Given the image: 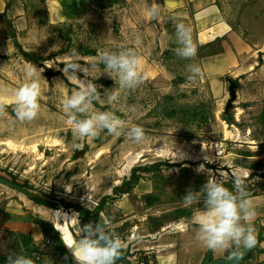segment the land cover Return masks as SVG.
<instances>
[{
    "label": "rangeland",
    "instance_id": "374dc122",
    "mask_svg": "<svg viewBox=\"0 0 264 264\" xmlns=\"http://www.w3.org/2000/svg\"><path fill=\"white\" fill-rule=\"evenodd\" d=\"M217 3L247 50L250 68L243 74L235 69L210 74L205 66L210 45L197 48L190 59L178 57L176 20L133 18L125 11L130 4L126 0H92L91 11L81 19L39 28V33L25 39L0 40L4 108L0 176L29 191L26 196L0 183V209L14 203L30 210L29 205L38 204L55 230L56 212L78 215L82 226L76 207L93 211L103 197L110 196L99 217L102 223L110 221V231L125 249L132 244L135 256L127 264H159L156 254H146L157 235L166 231L178 243L182 220L203 208L202 203L183 204L187 189L199 191L209 176H215L230 191H235V178H240L251 196L263 192L264 0ZM191 35L194 42L192 29ZM216 42L226 49L225 39ZM127 48L143 58L145 79L134 90H121L118 100L110 102L106 90L117 85L99 57L103 51ZM73 50L81 58L79 63L89 67L87 79L102 86L92 111H112L127 121L128 128L142 126L145 140L135 142L124 133L109 135L106 129L95 138L74 133L63 108L65 99L79 89V82L63 72ZM29 64L43 69V94L37 117L22 122L15 115L14 93L30 82ZM190 65L201 69L194 79H190ZM77 76L85 79L83 72ZM86 115L77 113L81 119ZM36 195L42 203L35 201ZM44 195L68 203L59 208ZM58 235L59 240L53 237L52 253L69 251L63 235ZM78 239L79 234H74ZM178 244L167 257L176 256Z\"/></svg>",
    "mask_w": 264,
    "mask_h": 264
},
{
    "label": "clouds",
    "instance_id": "9594fccd",
    "mask_svg": "<svg viewBox=\"0 0 264 264\" xmlns=\"http://www.w3.org/2000/svg\"><path fill=\"white\" fill-rule=\"evenodd\" d=\"M160 8L156 0H152L146 9L147 16L158 18ZM175 36L179 45L174 50L175 54L182 59L195 57L197 46L192 40L191 28L183 23L177 24ZM80 59L79 54L73 50L70 62L63 68L68 78L79 82V89L74 90L63 103L64 111L68 114L67 124L74 133H78L81 138H95L106 129L109 135L119 136L124 133L135 142L145 140L147 133L142 126L134 125L128 128L127 121L112 111H92L93 101L100 97L98 88L102 86L87 79L89 67L82 66L79 63ZM99 59L117 85L111 90H106L110 102L118 100L121 90H134L144 82L143 58L134 49L103 51ZM92 67L96 65L93 64ZM189 70L192 73L190 79L201 74V69L197 65H190ZM77 72H83L85 79H79ZM42 73L43 69L29 64L26 76L30 78V82L23 83L15 90V115L22 122L35 119L40 111L39 98L43 94ZM3 111V103L0 102V115ZM77 113L87 115L81 119ZM202 169L203 166L198 171ZM234 189L233 192L226 188L221 178L209 176L199 191L189 188L182 198L186 207L203 204V208L196 210L190 222L196 225V239L213 252H228L230 260L240 259L243 256L241 249L248 250L257 244V233L252 223L257 216L253 198L240 178H235ZM110 228L111 223L108 219L102 224L92 222L79 227V239L65 245L76 264H117L123 255L124 244ZM7 264L35 262L24 254L11 252L7 257Z\"/></svg>",
    "mask_w": 264,
    "mask_h": 264
},
{
    "label": "crops",
    "instance_id": "0c3cea01",
    "mask_svg": "<svg viewBox=\"0 0 264 264\" xmlns=\"http://www.w3.org/2000/svg\"><path fill=\"white\" fill-rule=\"evenodd\" d=\"M126 1L130 3L125 8L128 15L143 20L151 19L146 9L152 0ZM156 3L161 6L159 17L174 18L176 23L191 27L197 48L210 45L207 48L210 52L209 61L205 64L210 74L222 75L234 69L235 73L243 74L249 70L247 50L224 19L217 0H156ZM92 6V0H0V40L7 41L15 37L25 39L39 33V28L81 19L91 11ZM218 39L228 42L225 50L220 49V44L216 42ZM252 198L257 211L252 221L257 233V244L247 257V263L264 264V191ZM8 206L0 209V264H7L11 252L24 254L32 258L35 264H76L70 251L59 249L52 253L54 238L50 230L53 225L46 215H42V206L32 203L28 207L31 211L14 203ZM194 214L181 222L188 227L184 226L183 231L177 229L179 244L168 237L165 231L157 235V242L146 254H156L159 264H203L209 255L212 260L229 257L228 252H213L196 239V225L190 223ZM175 244L179 246L176 256L167 257L166 254L176 248Z\"/></svg>",
    "mask_w": 264,
    "mask_h": 264
},
{
    "label": "water",
    "instance_id": "95a60500",
    "mask_svg": "<svg viewBox=\"0 0 264 264\" xmlns=\"http://www.w3.org/2000/svg\"><path fill=\"white\" fill-rule=\"evenodd\" d=\"M104 0H94V2H102ZM233 92L232 88H231V93ZM0 183L11 188L12 190L17 191L18 193H21L23 195L28 196L29 195V191H27L26 189L22 188L19 185L13 184L11 183L9 180L3 178L0 176ZM45 198H48L50 200H53L57 203L60 204L59 208H62V205L67 204L68 202L58 198V197H52V196H48V195H44ZM35 199H42L41 196L36 195ZM79 225L76 226V230H79ZM56 232H59L58 230L55 229ZM79 233V232H78ZM253 248L248 249V250H242L243 251V256L238 259H229V257L227 258H222V259H216V260H211L210 258L205 259L203 264H250L247 263V257L250 255V253L252 252ZM135 253L132 251L131 246L129 245L127 247V249H125V247L123 248V255L122 257L117 261V264H127V261L129 258L134 257Z\"/></svg>",
    "mask_w": 264,
    "mask_h": 264
},
{
    "label": "bare ground",
    "instance_id": "6f19581e",
    "mask_svg": "<svg viewBox=\"0 0 264 264\" xmlns=\"http://www.w3.org/2000/svg\"><path fill=\"white\" fill-rule=\"evenodd\" d=\"M56 213L57 216L54 218V226L56 230L63 235L65 244L74 243V234H79L76 230L79 221L77 217H74L76 214Z\"/></svg>",
    "mask_w": 264,
    "mask_h": 264
},
{
    "label": "trees",
    "instance_id": "16d2710c",
    "mask_svg": "<svg viewBox=\"0 0 264 264\" xmlns=\"http://www.w3.org/2000/svg\"><path fill=\"white\" fill-rule=\"evenodd\" d=\"M134 175H132L133 178ZM126 184V183H125ZM122 189H120L121 191ZM109 199H112L110 196H105L103 197L100 202L99 205L97 206V208H95L93 211L88 210L85 207H76L79 215H80V220L83 224H88V223H92V222H99L102 224V222L100 221V217H99V213L103 210V208L105 207L106 203L108 202ZM38 203H42V201L40 199H36L35 200ZM51 228H53L51 226ZM52 230V236L54 238H56L57 240H59V235L58 232H56L53 229Z\"/></svg>",
    "mask_w": 264,
    "mask_h": 264
},
{
    "label": "built area",
    "instance_id": "2783aa9c",
    "mask_svg": "<svg viewBox=\"0 0 264 264\" xmlns=\"http://www.w3.org/2000/svg\"><path fill=\"white\" fill-rule=\"evenodd\" d=\"M218 154H221V153H218Z\"/></svg>",
    "mask_w": 264,
    "mask_h": 264
}]
</instances>
